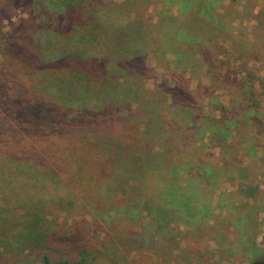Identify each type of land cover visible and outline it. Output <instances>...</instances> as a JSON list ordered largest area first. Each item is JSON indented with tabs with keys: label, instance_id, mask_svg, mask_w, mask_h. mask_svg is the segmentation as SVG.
<instances>
[{
	"label": "rangeland",
	"instance_id": "obj_1",
	"mask_svg": "<svg viewBox=\"0 0 264 264\" xmlns=\"http://www.w3.org/2000/svg\"><path fill=\"white\" fill-rule=\"evenodd\" d=\"M74 1L0 0V117L12 134L19 127L16 110L25 111L14 99L26 105L32 98L26 105L31 114L37 99L40 114L28 113L29 128H38L45 114L60 121L40 145L24 144L39 153L60 129L63 138L72 127H84L89 144L119 153V162L92 160L66 179L33 154L9 157V145L20 143L3 138V208L20 213L32 207L51 234L71 237L93 264L264 260V158H251L248 147L250 124L264 131V0H105L117 5L95 3L85 11L71 7ZM131 3H139L151 24L139 28L131 20ZM98 10L100 34L83 45L94 49L93 68L100 61L107 70L70 83L64 74L82 66L63 64L64 57L86 48L64 31L81 23L84 12ZM35 52L47 57L39 72L32 68ZM86 111L94 115L82 118ZM86 141L76 159L84 156ZM223 155L235 159L232 165L244 163L241 170H226ZM205 156L218 160L208 172L199 165ZM67 163L66 172L72 168Z\"/></svg>",
	"mask_w": 264,
	"mask_h": 264
},
{
	"label": "trees",
	"instance_id": "obj_2",
	"mask_svg": "<svg viewBox=\"0 0 264 264\" xmlns=\"http://www.w3.org/2000/svg\"><path fill=\"white\" fill-rule=\"evenodd\" d=\"M106 1L103 0V1L93 2L92 0H85V1L75 0L73 4L72 3H69V4H72L71 7L80 5L79 7H83L84 11H85L86 5H88L87 6L88 9L92 8L93 10V7L91 5L95 3H100L103 5L105 4L108 7L117 5L113 2H106ZM131 5H132L131 6L132 7L131 20L133 19L138 20L140 23L139 28H144L146 24H149V23L151 24L150 21H146L143 18L142 10H141L139 3L138 4L131 3ZM91 15H93L94 17L84 12L82 15H80L81 17H79L78 19V22L80 20L81 23H76V24L73 23L71 24V26L68 25V27L64 31V32H67L66 33L67 35L76 34L74 35L76 36V41H74L73 43L84 46L86 48L85 50L75 52L76 54H74L75 56L73 58H70L69 56L64 57L67 60L66 62L63 61L62 62L63 64L69 62V64L72 66H75L76 64L82 66L81 72H78L75 69V70L69 71V73L68 72H66L65 74L63 73L65 77L69 76L71 80L69 81L70 83L74 82V79L77 81L79 77H82L83 75H86V74H89V75L94 74V75H97V77H101V75L103 76V72L105 73L107 70V69L101 68L102 63L100 61L97 62L99 66L96 68H93V63L95 62L94 61L95 59L92 58L93 55H91L89 52L94 49L88 48V45L91 43L89 35L90 34L92 35L100 34V31H99L100 23L98 21V18H99V15H101V11L100 10L94 11L92 12ZM143 22H146V23H143ZM170 37L172 36L168 37V40H166L167 42L170 41L169 40ZM174 40H176L175 35L173 36L172 41ZM84 41L85 43H89V44L83 45ZM172 41H170V43ZM35 53L37 56L36 66L32 68L35 69L33 70L34 72H39L37 70H40L41 67H44L42 66L43 64L48 63V62L47 63L45 62V59L47 57L45 55L43 56L44 59H41V56L39 55L41 53L39 54L38 52H35ZM56 58L57 57H55L54 59ZM68 58H70L71 60ZM48 59L51 60L50 58ZM119 63H122V61ZM46 69L47 68L43 70L45 71ZM75 77H78V78H75ZM80 81H81V85L85 84L84 79H80ZM58 84L59 85L62 84V86H64V81L61 79L60 82H58ZM59 85L57 86L61 88ZM73 87H77V85L75 84L73 85ZM1 98L2 97H0V99ZM21 98L22 97H16L14 99V102L18 103L21 106V108L23 109L25 108V111L21 113L19 112V110H16V115L18 118L15 119V125L18 124L17 126H19L18 128L16 127V132L14 131V133L12 134H7L6 132L7 130L4 129V126L5 127L7 125L9 126V124L4 121L5 119L3 116L0 117V142H1V139L5 138V140L6 139L14 140L20 143V147H14L13 145H9V149L5 153L6 155L16 160L17 159L20 160V159H25L30 154H33V158L36 159L38 162L39 161L42 162V166L50 169L51 171L52 169L59 170L58 173H60V175L66 179L69 178V176H71L72 173L79 176L80 173L82 174V172L86 170L85 165L88 166L90 163H92V160L99 163L101 162L99 160L103 159L105 156L111 159V164H110L111 166H113L115 162L116 164H118L119 159H120L119 153L107 150V148H104V147H102L99 150L97 149V143L95 145L89 144V141L91 139L84 138L81 135L82 134L81 131L84 130L83 129L84 127L81 129L72 127L73 131L67 133L65 137L63 138H61L63 135V129H60L59 137L57 136L56 133L52 134L50 136V139H52L50 143L48 144L45 143L43 146H41L39 149L40 151L39 153L35 150H32V146H29L28 143L24 144V142L32 141L34 144L40 145L38 142L43 143V138L44 136H47V133H46L47 131L54 132L55 126L60 121V118L55 113L52 115L45 114L43 118L40 117L37 119V122L41 123L38 126V128H33V126H32L33 129H31V127L29 128L30 122L26 119L29 113L28 112L29 108L26 105L30 102L32 98H30V100L28 101H25L27 102L26 105L21 101L22 100ZM248 98L252 99V97H248ZM40 99L42 100V98ZM34 100H35L33 101L34 104L31 105L32 114L29 113V115L30 114L31 116L34 115L37 118L40 114V111H38L39 109L34 110V107L38 108L39 104L42 105V101H40L39 103L37 102V99H34ZM46 107H48L46 108V111L48 112L53 110L52 104L50 102L49 104H47ZM86 112H87L86 113L87 115H85V113H82V116H83L82 118H85V116L87 118V116L89 117V116L94 115L90 111H86ZM8 122H9V119H8ZM73 122H74L73 117L69 118V124L71 125ZM41 125L43 126L40 127ZM83 125H87V124L83 123ZM18 133H21V135L23 136L22 137H20V135L18 136L17 135ZM85 140H87L85 142L87 144V147L84 150V153H83L84 156L81 157L80 160L76 159V156L81 151L78 148L83 147L81 142ZM1 151L2 150L0 149V154H1ZM114 153L117 154L118 157H115ZM56 156L58 159L56 158ZM52 157H55V161H53ZM46 158H49L51 160H45ZM65 158L67 159V162L71 160L72 168H70L67 172L65 171V167L68 163L66 162ZM224 158H226L228 161V162L227 161L224 162L226 164L225 166L226 170L227 168L233 169V167H238L241 170V166H243L244 164V163H239L238 165L237 164L232 165L231 162L235 161L233 157L230 158L231 162L228 160L229 157L224 156ZM136 160H140V157H137ZM141 160L143 161L142 157H141ZM214 161H216V159L213 156L210 159H208V156H205V157H202L200 161L201 163H199V165L200 167L202 166L204 168L205 172H208L211 170L210 167ZM221 162H218V163H221ZM139 165H142V162ZM168 168L170 167L168 166ZM170 172H171V168H170ZM99 174L107 178L110 175V172L106 170L104 174V171L102 170V172ZM25 180L27 183L29 182L27 178ZM44 222L45 221L43 217L40 216L37 213V211H35L30 206H27L20 213H12V212L7 211L5 208H3V206L0 203V264H93L86 258V255H84L83 250L75 249V246H73V244L71 243V239H72L71 237H70L69 242H68V239L64 240L61 238H57L58 236H55L53 233L51 234L48 231V229L44 225Z\"/></svg>",
	"mask_w": 264,
	"mask_h": 264
},
{
	"label": "crops",
	"instance_id": "obj_3",
	"mask_svg": "<svg viewBox=\"0 0 264 264\" xmlns=\"http://www.w3.org/2000/svg\"><path fill=\"white\" fill-rule=\"evenodd\" d=\"M260 118L264 120V112L259 113ZM258 117V116H257ZM256 118V116L251 113V119ZM251 132L250 137H249V150H251V158H256L258 160L264 158V153L262 155L259 154L258 149L262 150L264 148V131L258 130L256 127L252 126L253 124L251 123ZM258 136H260L258 138Z\"/></svg>",
	"mask_w": 264,
	"mask_h": 264
},
{
	"label": "water",
	"instance_id": "obj_4",
	"mask_svg": "<svg viewBox=\"0 0 264 264\" xmlns=\"http://www.w3.org/2000/svg\"><path fill=\"white\" fill-rule=\"evenodd\" d=\"M252 264H264V262L260 261V260H257V261H254Z\"/></svg>",
	"mask_w": 264,
	"mask_h": 264
},
{
	"label": "flooded vegetation",
	"instance_id": "obj_5",
	"mask_svg": "<svg viewBox=\"0 0 264 264\" xmlns=\"http://www.w3.org/2000/svg\"><path fill=\"white\" fill-rule=\"evenodd\" d=\"M260 261H263L264 262V260H262V259Z\"/></svg>",
	"mask_w": 264,
	"mask_h": 264
}]
</instances>
